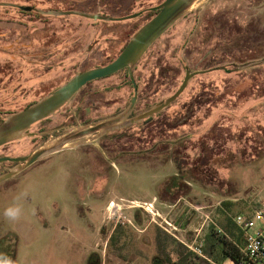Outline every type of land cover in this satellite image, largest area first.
Listing matches in <instances>:
<instances>
[{
    "label": "rangeland",
    "instance_id": "374dc122",
    "mask_svg": "<svg viewBox=\"0 0 264 264\" xmlns=\"http://www.w3.org/2000/svg\"><path fill=\"white\" fill-rule=\"evenodd\" d=\"M94 2L98 12L119 17L147 11L161 0ZM253 3L202 0L178 19L138 60L134 76L139 89L132 114L172 94L185 70L196 67L193 63L208 46L217 55L211 64L224 62L215 34L222 16L224 21L235 22L226 23L227 32L239 28L245 32L237 43L238 67L264 59V23L255 17L264 15V7L254 9ZM146 11L123 21H104L72 14L33 19L0 8L1 116L37 100L74 73L107 63L129 39L127 25H141ZM34 61L51 65L29 66ZM229 69L195 75L150 120L132 122L129 130L106 135L115 137V149L129 148L125 160L121 153L119 158L111 157L113 152L107 148L94 159L92 146H87L88 154L84 147L64 149L0 182V260L4 261L5 247L12 246L8 264H152L155 227L198 254L211 226L219 228L228 218L232 222L236 213L249 215L264 198V62ZM123 77L119 71L87 82L54 114L31 125L28 132L33 135L0 146V155H25L74 126L117 115L133 95ZM215 80L225 83H208ZM208 101L227 116L207 118L212 110ZM192 105L199 107L195 113L199 115L188 118ZM184 117L188 120L177 126ZM13 164L0 163V171ZM173 175L184 177L187 185L177 184L168 195ZM94 186L98 192L92 194ZM225 200L230 202L227 207L222 205ZM145 201L152 202V213L137 206ZM13 203L21 206V214L9 220L3 210ZM197 204L205 206L208 219L194 211L192 206ZM185 218L188 223L182 227ZM116 225L124 228L129 241L125 260L110 253L107 246ZM195 260L217 264L204 255Z\"/></svg>",
    "mask_w": 264,
    "mask_h": 264
},
{
    "label": "water",
    "instance_id": "95a60500",
    "mask_svg": "<svg viewBox=\"0 0 264 264\" xmlns=\"http://www.w3.org/2000/svg\"><path fill=\"white\" fill-rule=\"evenodd\" d=\"M200 1L202 0H162L156 6L148 8L156 9L157 12L133 31L119 54H117L111 61L103 65L82 69L70 76L61 85L42 95L29 105L19 110L3 114L0 119V146L17 140L25 135H33L28 132L31 125L54 114L63 105H65L84 84L89 81L109 76L123 68H127L129 79L133 85V95L127 106L119 114L109 118L74 126L70 130L57 135L52 140L34 148L25 155H0V163L5 161L14 162L12 167L0 173V182L12 178L17 173L42 157L64 149L75 148L82 144L94 143L96 142V138L98 136L113 129L126 126L132 122L147 118L172 102L183 91L189 79L194 74L203 72V70L185 71L180 85L171 95L166 97L163 101L155 103L147 110L127 117L136 100V85L133 78L135 64L140 59L144 51L160 35H162L171 25L185 15L192 7L196 4L198 5ZM0 6H11L23 11H34L42 15L59 16L72 14L83 16L92 20L104 21L131 19L138 16L142 12V10H140L123 16L114 17L99 12H86L76 9L45 10L39 7L25 6L5 1H0ZM263 62L264 59L247 63L238 67V69Z\"/></svg>",
    "mask_w": 264,
    "mask_h": 264
},
{
    "label": "trees",
    "instance_id": "16d2710c",
    "mask_svg": "<svg viewBox=\"0 0 264 264\" xmlns=\"http://www.w3.org/2000/svg\"><path fill=\"white\" fill-rule=\"evenodd\" d=\"M0 1L12 2L25 6L28 5L32 7H39L45 10L76 9L86 12L99 11L95 9L93 6L95 3L94 0H0ZM81 3H83L84 5L83 4L82 6L79 5ZM0 8L5 9V11H7V9H11L16 11L20 15L32 16L33 19H42V18L50 17L39 14L34 11H23L11 6H0ZM156 12L157 10L148 11L147 17L145 19L147 18L149 19V16L152 17ZM99 13L110 15L108 13H103V12H99ZM114 57L109 59V61H111ZM125 82L130 85V81L126 72H125ZM30 103L31 102H28L23 107L29 105ZM70 118L72 119L73 117ZM45 119H42L40 121H43ZM169 151H172V149H170ZM1 172L2 171H0V173ZM171 177L172 178L169 189L167 188L168 195L172 191H175V189L178 187L177 184L180 183H183L184 185L186 184L179 176L173 175ZM229 204L230 202L228 200L222 201V205L226 207L229 206ZM187 223L188 220L185 218L183 219L181 226L184 227ZM123 229L124 228H122L120 225H116L113 228L111 234L108 237L107 246L110 250V253L119 257L122 260H125L127 257L126 256L127 242L129 243V241L126 238V236L123 235L124 233ZM242 237L243 234L241 230L238 227H236L233 221L231 222V220L228 218V220L225 221L224 224L223 223L220 224L219 228H215L213 226L209 228L208 232H206L202 237L203 241L200 246V250L204 256L208 257L217 264L222 263V261H224L227 258L231 259L236 264H241L243 259V255L240 250L242 246ZM153 242H154L155 252L151 259L152 264H199L195 260V258L198 257V254H196V252L189 249L181 241H179L174 236L168 234L167 232L163 231L161 228L155 227Z\"/></svg>",
    "mask_w": 264,
    "mask_h": 264
},
{
    "label": "flooded vegetation",
    "instance_id": "af4514ba",
    "mask_svg": "<svg viewBox=\"0 0 264 264\" xmlns=\"http://www.w3.org/2000/svg\"><path fill=\"white\" fill-rule=\"evenodd\" d=\"M261 7H264V2L263 3H261V2H259V0H254V3H253V8L254 9H256V8H260V6ZM156 6V5H155ZM152 7H154V6H152ZM150 8V7H149ZM151 10H156V9H148L147 11L146 10H142V12L140 13V14H142V13H144L145 11L146 12H148V11H151ZM139 14V15H140ZM138 15V16H139ZM46 16H51V15H46ZM112 16V15H111ZM151 16H149V18H150ZM183 17V16H182ZM259 21H261V22H263L264 23V15H258V16H255ZM148 19V18H147ZM147 19H145V20H147ZM224 19V17L222 16V19L216 24L217 25V28H218V31L215 33V34H217V38L219 37V45H220V54H221V58L224 60V62H222L221 60H220V62H214L213 64H211V62L213 61H211V59H217V55L215 56L214 55V53H216L214 50H213V48H211V46H208L207 47V49L203 52V54L193 63V66L194 65H196V67L195 68H193V69H186L185 71H195V70H203V72H201V73H197V74H202V73H206V72H208V71H217V70H219V71H222L223 72V69H225V67L226 66H230V69H229V71L231 72V71H236L237 69H238V65H237V60H238V58L240 57L238 54L240 53V49L237 47V43L239 42L238 41V39H240L241 38V36L240 35H242V34H244L245 32L244 31H242V30H240V26L239 25H235V28H239V30H236L234 33H229V32H227V29L228 28H230V27H228V25L226 24V23H229V22H233V21H227L226 19H225V21L223 20ZM127 20V19H126ZM145 20L143 21V22H145ZM120 21H123V20H120ZM2 22V21H1ZM142 22V23H143ZM194 23H195V21H194ZM233 23H235V22H233ZM140 25V24H139ZM139 25H136V26H132V25H127V27L126 28H128V36L126 37V38H128L132 33H133V31L136 29V28H138V26ZM171 26H173V25H171ZM170 26V27H171ZM169 27V28H170ZM168 28V29H169ZM195 28V26L193 27V29ZM167 29V30H168ZM166 30V31H167ZM209 29H207V30H205V32L206 31H208ZM165 31V32H166ZM161 36V35H160ZM159 36V37H160ZM159 37L156 39V40H158L159 39ZM155 40V41H156ZM126 41H127V39L125 40V42L124 43H122V45L120 46V48H119V50L120 49H122V47L124 46V44L126 43ZM154 41V42H155ZM208 41V40H207ZM154 42L144 51V53L147 51V50H149V48L154 44ZM60 49V48H59ZM223 52V53H222ZM44 53V52H43ZM60 53V50H58L57 52H55L54 54L55 55H58ZM143 53V54H144ZM142 54V55H143ZM142 57V56H141ZM140 57V58H141ZM227 59H229L228 61L229 62H226V60ZM140 60V59H139ZM48 61V60H47ZM47 61H34V62H31V63H28L29 64V66H32V67H44L45 65H51L50 63H48ZM206 64V65H205ZM241 64V63H240ZM53 65V64H52ZM203 65H205L206 66V68H203V69H199L200 67H202ZM137 68H138V61H137V63L135 64V66H134V70H133V78H134V82H135V85H136V100H137V93H138V89H139V87H138V83H137V80H135V76H136V74H135V72H136V70H137ZM120 72H122V74H124L125 75V72H126V74L128 75V73H127V68H123V69H121V70H119ZM119 71H117V72H119ZM117 72H115V73H117ZM184 74H185V72H184ZM197 74H194L192 77H194L195 75H197ZM135 75V76H134ZM184 77V76H183ZM191 77V78H192ZM124 79H123V83L125 84V77H123ZM128 78H129V76H128ZM183 79V78H182ZM96 80V79H95ZM129 81H130V85L129 84H126L128 87H130L132 90H133V85H132V82H131V80L129 79ZM182 81V80H181ZM181 83V82H180ZM208 83H216V85H219L220 86V84L221 83H225L224 81H221V80H219L218 81V83L216 82V80L215 81H208ZM187 84H188V82H187ZM210 85V84H209ZM187 86V85H186ZM186 86H185V88H186ZM83 87V86H82ZM81 87V88H82ZM81 88L73 95V97L81 90ZM184 88V89H185ZM183 89V90H184ZM134 91V90H133ZM218 93V92H217ZM171 95V94H170ZM180 95V94H179ZM178 95V96H179ZM177 96V97H178ZM72 97V98H73ZM165 99V98H164ZM163 99V100H164ZM136 100H135V103H134V106H133V108H132V110H131V112L127 115V117H130V116H132L133 114V110H134V107H135V105H136ZM163 100H161V101H163ZM171 103V102H170ZM169 103V104H170ZM225 103V102H224ZM168 104V105H169ZM167 105V106H168ZM210 108H212V110H210L208 113V115L206 116L207 118L209 117V115L210 116H212V117H210V118H224L225 116H227V112H223L222 110H221V108H219V110L217 111V110H214L213 108L214 107H216V106H211V103H210V101H208V104H207ZM208 106H206V107H208ZM166 107V106H165ZM164 107V108H165ZM199 107L198 106H195V105H192V108L191 109H193V110H188V112H187V115H186V117H188V118H192L193 116H195V115H199V114H195V113H197V111L199 110L198 109ZM163 109V108H162ZM161 109V110H162ZM196 109H198V110H196ZM191 111V112H190ZM121 111H119V112H117L116 114H118V113H120ZM159 112V111H158ZM1 114L2 113H0V117H1ZM156 113H154L153 115H155ZM71 115H74V113H72ZM153 115H151V116H149V117H147V118H144V119H141V120H143V121H148V120H150L152 117H153ZM186 117H184V118H181V119H179V122H177V126H179L180 125V123H182L183 124V121L185 122V119H186V121L188 120ZM209 118V119H210ZM98 119H101V118H95L94 120H98ZM208 119V120H209ZM92 121V120H91ZM129 124L128 125H126V126H123V127H119V128H116V129H113V130H111V131H108V132H106V133H104V134H102V135H100V136H98L97 138H96V142H94V143H90V144H82V145H79V146H77V147H75V148H77V149H81V148H83V149H87V154H88V151L90 150V149H88L87 148V146H92L93 148H92V150H91V152L93 153L92 154V158H93V156L94 155H96L97 156V152H102V154L105 152V151H107L106 149H104V148H107L108 150H110L109 152H113V153H110V154H112L111 155V157H113V156H116V157H118L119 158V156H120V153L122 154V157L124 158V160H125V158H126V156L128 155V154H130V150H129V148H122L121 150H117V149H119V148H117V149H115L116 147H114V142H113V140L115 139V137H110V136H106V135H108L109 133H112V132H115V131H120V130H122V131H127V130H129ZM177 126L176 127H174V129L175 128H177ZM162 128V126H160V129ZM112 139V140H111ZM7 144V143H6ZM5 145V144H4ZM125 145V143H123V146ZM184 147V149H185V147L186 146H183ZM74 148V149H75ZM71 149H73V148H71ZM173 151V150H172ZM142 153V151L140 150V152H139V154H141ZM94 158H95V156H94ZM93 158V159H94ZM96 160V159H95ZM14 163V162H13ZM112 163V162H111ZM176 176H181V175H176ZM181 179L183 180V182H185V180H184V177H182L181 176ZM186 183V182H185ZM96 187L94 186V190L92 189V194H94V193H97L98 191H96V189H95ZM1 239V238H0ZM12 248V246L9 248L8 246L7 247H5V250H6V254L4 255V261H1L0 260V264H8L10 261V259H12L13 257L12 256H10L9 254H10V249Z\"/></svg>",
    "mask_w": 264,
    "mask_h": 264
},
{
    "label": "built area",
    "instance_id": "2783aa9c",
    "mask_svg": "<svg viewBox=\"0 0 264 264\" xmlns=\"http://www.w3.org/2000/svg\"><path fill=\"white\" fill-rule=\"evenodd\" d=\"M111 205L113 204L110 203V206ZM137 206L143 208L149 213H152L150 210L152 206L151 201H145L141 205ZM192 207L195 212L199 213L200 216L203 217L204 220L208 219V214L204 212V205L197 204ZM122 218L127 223H131L129 218H126L125 216ZM232 221L243 234V243L240 248L243 255L241 264H264V198H261L258 201V204L252 208L249 215L236 213L232 217ZM165 223L168 226H171L172 229H176L169 222L165 221ZM188 247L190 248V246ZM198 251L200 252V249H198ZM199 252L198 255L203 256V254H200Z\"/></svg>",
    "mask_w": 264,
    "mask_h": 264
},
{
    "label": "clouds",
    "instance_id": "9594fccd",
    "mask_svg": "<svg viewBox=\"0 0 264 264\" xmlns=\"http://www.w3.org/2000/svg\"><path fill=\"white\" fill-rule=\"evenodd\" d=\"M21 214V206L18 203H13L3 210V216L9 220H16Z\"/></svg>",
    "mask_w": 264,
    "mask_h": 264
},
{
    "label": "crops",
    "instance_id": "0c3cea01",
    "mask_svg": "<svg viewBox=\"0 0 264 264\" xmlns=\"http://www.w3.org/2000/svg\"><path fill=\"white\" fill-rule=\"evenodd\" d=\"M173 203V204H172ZM172 203H170V204H172V205H174L175 203L174 202H172ZM242 243H243V237H242ZM227 260H229L231 263L233 262L231 259H229V258H227V259H225L224 261H222V263H224L225 261H227ZM234 263V262H233ZM221 264V263H220Z\"/></svg>",
    "mask_w": 264,
    "mask_h": 264
},
{
    "label": "bare ground",
    "instance_id": "6f19581e",
    "mask_svg": "<svg viewBox=\"0 0 264 264\" xmlns=\"http://www.w3.org/2000/svg\"><path fill=\"white\" fill-rule=\"evenodd\" d=\"M113 204V203H112Z\"/></svg>",
    "mask_w": 264,
    "mask_h": 264
}]
</instances>
